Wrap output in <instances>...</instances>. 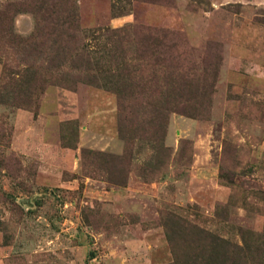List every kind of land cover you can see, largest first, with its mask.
Segmentation results:
<instances>
[{"label":"rangeland","instance_id":"rangeland-1","mask_svg":"<svg viewBox=\"0 0 264 264\" xmlns=\"http://www.w3.org/2000/svg\"><path fill=\"white\" fill-rule=\"evenodd\" d=\"M0 264H264V0H0Z\"/></svg>","mask_w":264,"mask_h":264}]
</instances>
